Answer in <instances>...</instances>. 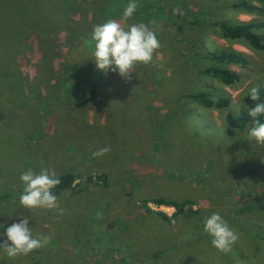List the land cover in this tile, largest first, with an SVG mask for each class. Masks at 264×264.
Masks as SVG:
<instances>
[{"label": "rangeland", "instance_id": "rangeland-1", "mask_svg": "<svg viewBox=\"0 0 264 264\" xmlns=\"http://www.w3.org/2000/svg\"><path fill=\"white\" fill-rule=\"evenodd\" d=\"M234 1L135 0L123 21L131 0H0V225L27 216L33 236L48 238L33 256L0 249V264H60L68 254L70 264H264V145L249 138L251 121L228 128L223 119L239 113L246 90H264V50L223 38L216 26L264 20V13L231 7ZM109 19L154 31L161 47L152 62L136 64L130 80L87 66L65 76L68 43L86 47L88 30ZM221 49L247 59L226 65L239 75L231 85L203 73L215 65L204 55ZM81 55L96 67L92 52ZM89 86L98 94L83 102ZM199 91L229 102L215 108L178 99ZM104 147L110 151L93 155ZM43 168L78 177L56 208H26L20 175ZM157 196L189 203L173 215V206L149 199ZM212 213L238 235L227 252L203 230ZM45 246L61 249L45 255Z\"/></svg>", "mask_w": 264, "mask_h": 264}, {"label": "clouds", "instance_id": "clouds-1", "mask_svg": "<svg viewBox=\"0 0 264 264\" xmlns=\"http://www.w3.org/2000/svg\"><path fill=\"white\" fill-rule=\"evenodd\" d=\"M136 9L137 3L131 0L124 9L122 20L130 19ZM85 44L93 48L92 55L98 70L105 73L109 70L118 72L122 78L129 80L132 78L130 73L133 72L134 66L138 63L145 65L151 63L154 53L161 47L155 32L146 24L140 22L129 25L114 19L95 25L90 39L85 41ZM249 95L252 100H259V88H251ZM261 115H264V102L257 103L248 111L253 123L248 135L258 144L264 145V122L258 119ZM109 151V147H104L93 155L102 156ZM20 180L24 184L23 193L19 197L22 206L56 208L57 196L52 190L60 184V180L55 170L43 168L37 174L28 169L21 173ZM29 219L30 217L25 216L18 223H12L7 227L5 232L7 239L0 242V249H3L8 257L27 255L48 243L45 236H33L32 228L28 226ZM203 230L212 237V245L222 252L229 251L230 246L238 240L237 233L219 213H212L205 218Z\"/></svg>", "mask_w": 264, "mask_h": 264}, {"label": "trees", "instance_id": "trees-1", "mask_svg": "<svg viewBox=\"0 0 264 264\" xmlns=\"http://www.w3.org/2000/svg\"><path fill=\"white\" fill-rule=\"evenodd\" d=\"M50 4H52L51 1H49L48 3H45L46 8L49 7V9H51L52 5ZM53 5L54 6L56 5V1L53 2ZM231 7L238 8L247 13H251L254 15L257 14V15L262 16V14L264 13V0H235L234 2L231 3ZM51 18L52 17L50 16L49 19ZM51 22L55 23L56 20L54 19ZM51 22H49L46 19L45 24L47 23L48 25H50ZM30 24H32L31 20H30ZM216 24H217L216 26L219 29V34L221 37L227 40H232V41H242L254 49L264 50V33L259 31L262 27H264V20L257 18L256 15H255V18L253 19H250L247 21H238L236 24H227L223 21H219ZM31 27L32 25L30 26V28ZM92 29L93 28H91V30H88L87 32L89 34V37L92 32ZM87 33L83 35V38L87 37ZM43 38L44 40H46L45 42L47 43L48 41L47 36ZM83 38L81 37V39ZM71 42H72V45L71 44L69 45V43L67 45V51H68L67 54L70 56L71 60L70 61L67 60L64 63V67H63L64 68L63 73L65 74V76L67 75L69 77L72 75V73H75L78 70H83L84 67L87 66L86 69L88 70L89 73H90V70H92L93 74L95 72L105 77L107 73L98 70L96 67L94 68L93 65L90 62H88L84 58V56L81 55L85 53H88L89 55L91 52H93V48L88 47V50H87L86 49L87 46L85 47L84 43L78 39H74ZM204 56L207 59H209L211 62L215 63V65H212L209 68L204 69L203 73L210 74L212 77L217 79L223 85H231L234 82L238 81V78H239V75L235 71L229 69L226 65L238 64L240 66H243L247 62L246 57L242 53L232 50V49H221L217 51H212ZM160 86H164V83H161ZM89 88H90L89 94L86 97H84L83 102H90L94 100L98 94L97 92L95 93L93 86H89ZM258 88H259V97H260L259 100H256V101L252 100L249 95L250 90H246L241 96L243 106L240 107L239 113L237 115H234L230 111L225 112V114L223 115V119L228 128H242L247 122H250V121L252 122V118L248 116L249 109L252 107H255L257 103L264 102V90L260 87ZM182 97L192 98L194 100L200 101L201 103H203L204 105L208 107H215V108L225 107L226 104L229 102L228 98L226 97H218L216 99H212L210 92L208 91H199V92H194V93H182L181 95L178 96V99ZM258 119H260L261 122H264L263 115L259 116ZM57 177L60 180V184L52 190L53 194L56 196H58L62 192H65L71 189L73 186L72 185L73 181L78 177V175L74 174L71 171H67L63 174L57 175ZM86 179H89V176H87ZM149 199L151 200L152 203L156 205L173 206L175 208V212L173 213V215L184 212L185 211L184 205L186 203H189L188 200L177 202V201L167 199L163 196L152 197ZM145 201L146 200L142 201L143 205ZM144 209L148 212L155 213L156 215H158L159 217L163 219L169 218L166 214H164L161 211L153 212L148 207H145ZM6 229L7 228L5 227L0 229V232L4 233L3 235H0V239L2 236L6 237L5 235ZM43 248H45L43 250L45 255L48 254L49 252L57 251L56 249H61V247L53 248V247H46V246ZM29 255L33 256L34 254L31 253ZM67 261L69 263H67ZM72 261H73L72 257H70V254H68L67 259L60 262V264H70ZM121 261L126 262L124 257L118 259L117 262L119 263ZM99 262H102V261H100L99 259L97 263L100 264ZM45 264H49V262L47 261ZM124 264H133V263L126 262Z\"/></svg>", "mask_w": 264, "mask_h": 264}, {"label": "crops", "instance_id": "crops-1", "mask_svg": "<svg viewBox=\"0 0 264 264\" xmlns=\"http://www.w3.org/2000/svg\"><path fill=\"white\" fill-rule=\"evenodd\" d=\"M246 21V20H245ZM230 69V68H229Z\"/></svg>", "mask_w": 264, "mask_h": 264}]
</instances>
